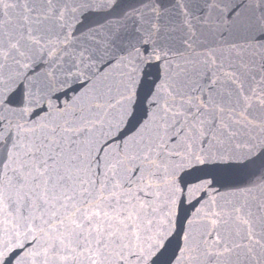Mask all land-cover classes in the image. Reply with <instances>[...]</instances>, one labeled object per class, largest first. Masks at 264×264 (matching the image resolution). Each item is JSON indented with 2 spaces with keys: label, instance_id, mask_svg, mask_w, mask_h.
<instances>
[{
  "label": "snow or ice",
  "instance_id": "1",
  "mask_svg": "<svg viewBox=\"0 0 264 264\" xmlns=\"http://www.w3.org/2000/svg\"><path fill=\"white\" fill-rule=\"evenodd\" d=\"M0 264H264V0H0Z\"/></svg>",
  "mask_w": 264,
  "mask_h": 264
}]
</instances>
